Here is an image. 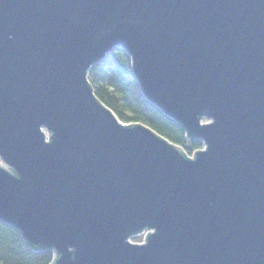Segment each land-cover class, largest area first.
Listing matches in <instances>:
<instances>
[{
	"label": "water",
	"instance_id": "obj_1",
	"mask_svg": "<svg viewBox=\"0 0 264 264\" xmlns=\"http://www.w3.org/2000/svg\"><path fill=\"white\" fill-rule=\"evenodd\" d=\"M116 50L203 150L96 97ZM0 221L52 264H264V0H0Z\"/></svg>",
	"mask_w": 264,
	"mask_h": 264
},
{
	"label": "trees",
	"instance_id": "obj_2",
	"mask_svg": "<svg viewBox=\"0 0 264 264\" xmlns=\"http://www.w3.org/2000/svg\"><path fill=\"white\" fill-rule=\"evenodd\" d=\"M96 97L127 124H143L181 146L188 155L201 149L202 142L187 139L182 127L151 104L141 93L131 60L116 50L89 72ZM52 250H34L12 225L0 221V264H52Z\"/></svg>",
	"mask_w": 264,
	"mask_h": 264
},
{
	"label": "rangeland",
	"instance_id": "obj_3",
	"mask_svg": "<svg viewBox=\"0 0 264 264\" xmlns=\"http://www.w3.org/2000/svg\"><path fill=\"white\" fill-rule=\"evenodd\" d=\"M209 121L208 120H204L203 121V123H208ZM125 124H127V123H125ZM178 146V145H177ZM179 147H181V146H179ZM203 147V146H202ZM202 147H201V150H202ZM182 148V147H181ZM183 149V148H182ZM184 150V149H183ZM185 151V150H184ZM144 236H142V237H137V238H133L132 239V242L133 243H137V244H140V243H142L143 242V238Z\"/></svg>",
	"mask_w": 264,
	"mask_h": 264
},
{
	"label": "built area",
	"instance_id": "obj_4",
	"mask_svg": "<svg viewBox=\"0 0 264 264\" xmlns=\"http://www.w3.org/2000/svg\"><path fill=\"white\" fill-rule=\"evenodd\" d=\"M202 146H203V147H202V150H203V149H204V145L202 144ZM199 150H201V149H199ZM194 153H195V152H193L191 155H189V157H193ZM145 235H146V234H145ZM145 235H143V236H145ZM141 237H142V236H141ZM143 238H144V237H143Z\"/></svg>",
	"mask_w": 264,
	"mask_h": 264
}]
</instances>
